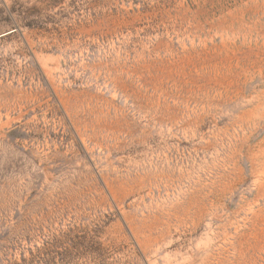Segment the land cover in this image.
Instances as JSON below:
<instances>
[{
    "label": "rangeland",
    "instance_id": "1",
    "mask_svg": "<svg viewBox=\"0 0 264 264\" xmlns=\"http://www.w3.org/2000/svg\"><path fill=\"white\" fill-rule=\"evenodd\" d=\"M0 264H264V0H0Z\"/></svg>",
    "mask_w": 264,
    "mask_h": 264
}]
</instances>
